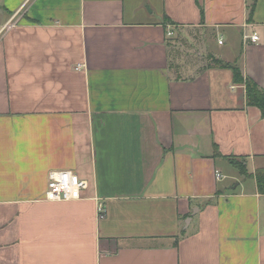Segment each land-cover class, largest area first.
Here are the masks:
<instances>
[{
	"label": "crops",
	"instance_id": "crops-1",
	"mask_svg": "<svg viewBox=\"0 0 264 264\" xmlns=\"http://www.w3.org/2000/svg\"><path fill=\"white\" fill-rule=\"evenodd\" d=\"M251 3L0 0V264H264V195L229 160L264 170V118L230 69L169 53L194 31L264 91ZM50 171L82 199L45 201Z\"/></svg>",
	"mask_w": 264,
	"mask_h": 264
},
{
	"label": "rangeland",
	"instance_id": "rangeland-1",
	"mask_svg": "<svg viewBox=\"0 0 264 264\" xmlns=\"http://www.w3.org/2000/svg\"><path fill=\"white\" fill-rule=\"evenodd\" d=\"M196 32L189 31L182 36H174L169 41L170 68L176 74H183L182 69L198 71L203 67L215 65V58L204 51L201 40L197 38ZM205 38L208 33H205ZM217 47V46H216ZM223 51L219 48V52ZM238 166H243L241 161H235ZM233 171L234 169H231ZM231 182V181H228ZM236 183H233L235 186Z\"/></svg>",
	"mask_w": 264,
	"mask_h": 264
},
{
	"label": "built area",
	"instance_id": "built-area-1",
	"mask_svg": "<svg viewBox=\"0 0 264 264\" xmlns=\"http://www.w3.org/2000/svg\"><path fill=\"white\" fill-rule=\"evenodd\" d=\"M7 26L11 27L13 26V24ZM167 36L171 37L172 33H167ZM251 40L254 39L251 38ZM218 44L221 45L222 40H219ZM215 177L216 180L222 179L219 173H216ZM87 188V182L81 180L78 175H76L72 171H50L47 175L45 201L51 203H67L79 201L82 199V192ZM98 212L100 215L104 214V207L101 204L98 205Z\"/></svg>",
	"mask_w": 264,
	"mask_h": 264
},
{
	"label": "trees",
	"instance_id": "trees-1",
	"mask_svg": "<svg viewBox=\"0 0 264 264\" xmlns=\"http://www.w3.org/2000/svg\"><path fill=\"white\" fill-rule=\"evenodd\" d=\"M252 3L249 7V13L252 14L254 9L256 0H251ZM168 22V20L166 19ZM215 65L210 66L213 68H225L230 69L233 73V79L235 83L243 84L245 87V98L246 104L248 106L256 107L261 112L262 117L264 118V91L259 89L252 81L249 79H244L240 70L236 67V65H231L228 63H224L221 60L215 59ZM230 163L234 166L236 170L240 173L241 176L248 178L253 177L256 181L258 193L264 195V170L259 169L255 172L254 175H248L244 166H238L235 164V161L229 159Z\"/></svg>",
	"mask_w": 264,
	"mask_h": 264
}]
</instances>
